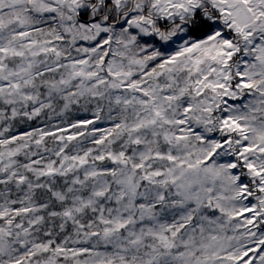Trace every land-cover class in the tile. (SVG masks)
<instances>
[{
  "label": "snow or ice",
  "instance_id": "1",
  "mask_svg": "<svg viewBox=\"0 0 264 264\" xmlns=\"http://www.w3.org/2000/svg\"><path fill=\"white\" fill-rule=\"evenodd\" d=\"M0 264H264V0H0Z\"/></svg>",
  "mask_w": 264,
  "mask_h": 264
}]
</instances>
